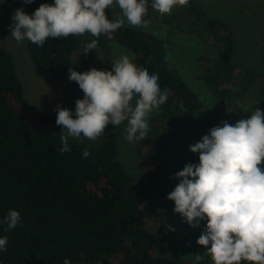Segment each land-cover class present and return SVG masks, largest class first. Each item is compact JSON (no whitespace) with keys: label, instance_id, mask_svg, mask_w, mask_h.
<instances>
[{"label":"trees","instance_id":"obj_1","mask_svg":"<svg viewBox=\"0 0 264 264\" xmlns=\"http://www.w3.org/2000/svg\"><path fill=\"white\" fill-rule=\"evenodd\" d=\"M7 1L32 13L43 3H54ZM183 7L192 18L191 31L207 48L196 77L213 95V109L221 121L234 125L255 108L264 111V64L254 71L237 67L231 60L235 45L229 25L208 15L194 0ZM114 13V7L107 10L110 19ZM170 21L162 23L167 26ZM93 39H98L97 48L84 56V45ZM109 43L131 51L134 63L149 74H158L161 91H168V100L142 139L133 175L126 174L117 160L112 124L98 137L102 140L99 149L69 143L70 151L59 152L60 137L46 129L55 117L26 101L13 57L0 47V238L8 237L7 251H0V264H63L65 257L71 264H183L165 232L156 228L160 212L171 202L168 194L178 182L174 153L190 139L181 121L191 124L203 104L167 67L163 41L124 25L111 38L85 33L49 38L42 47L27 40L26 52L38 70L66 79L69 67L85 70L97 49L104 52L107 62ZM261 58L264 63V43ZM77 87L68 85L66 106ZM209 122L213 128L215 124ZM85 150L90 153L86 159ZM9 210L20 213L21 223L6 232L3 220Z\"/></svg>","mask_w":264,"mask_h":264},{"label":"clouds","instance_id":"obj_2","mask_svg":"<svg viewBox=\"0 0 264 264\" xmlns=\"http://www.w3.org/2000/svg\"><path fill=\"white\" fill-rule=\"evenodd\" d=\"M33 0H24L30 4ZM189 0H152L151 8L162 16ZM114 5L122 16L107 10ZM149 0H54L41 4L32 15L17 8L9 25L19 44L29 40L43 46L49 38L111 34L125 24L147 27ZM98 39L84 45V56L97 48ZM69 80L84 93L72 110L57 105L56 124L63 127L59 152L70 151L69 138L96 140L109 124L127 121L125 139H144L149 131L148 117L168 100L161 91L158 74L138 67L128 55H120L112 69L92 68L78 72L71 67ZM133 101H135L133 103ZM199 142L190 145L199 154L198 164H186L175 174L179 180L167 199L174 201V213L193 228L206 221L196 243L203 246L213 264H264V111L255 108L246 119L234 125L222 121ZM83 158L90 153L85 150ZM8 232L21 223L20 213L9 210L4 217ZM168 230L174 231L170 225ZM8 237L0 238V251H7ZM210 246V247H209ZM203 259L195 254L194 264ZM63 264H71L65 257Z\"/></svg>","mask_w":264,"mask_h":264},{"label":"rangeland","instance_id":"obj_3","mask_svg":"<svg viewBox=\"0 0 264 264\" xmlns=\"http://www.w3.org/2000/svg\"><path fill=\"white\" fill-rule=\"evenodd\" d=\"M208 15L223 19L230 27L234 39V52L232 62L241 69L260 70L262 68V43H264V0H194ZM152 0H149L148 14L144 17L149 21L148 26L133 27L125 20L126 26L140 29L160 38L166 49V63L169 70L184 80L187 85L198 95L203 104V109L194 116L191 124L188 120H182L181 126L187 133V144L176 150L174 159L176 171L179 172L186 164H198L199 154L189 150L190 145L199 142L207 130L211 129L210 122L215 126H222V121L213 109L215 102L208 87L197 79L199 63L203 52L207 49L200 45L197 35L192 32V18L187 14L183 6H175L170 14L161 15L151 8ZM117 15L122 16L121 10L114 5ZM17 9L7 0H0V47L6 49L14 60L15 73L21 85L24 98L40 111L49 114L55 119L46 124V129L57 136L62 134L63 127L56 124L57 105L75 111V101L82 99L84 93L80 88H73L70 101L66 106V91L69 84H77L66 79H55L38 70L30 61L26 52V41L17 43L11 36L9 25L13 23L12 15ZM32 15V12L24 11ZM165 20H171L169 25H165ZM163 22V23H162ZM167 22V21H166ZM195 24V23H194ZM197 31V26L193 25ZM109 60L105 61V54L101 50L96 51L93 62L82 72L95 68L102 70L112 69V63L120 55H128L134 62L131 51L115 44L107 45ZM81 72V73H82ZM77 86V85H76ZM135 101H133L134 103ZM260 110H262L260 108ZM158 110H154L148 117L149 131L151 122L155 118ZM227 118L232 120L231 115ZM233 118H239L233 116ZM188 122V123H187ZM127 121L113 127L117 141V160L121 164L123 171L128 175L135 173V165L138 163V154L142 149V140L129 142L125 139ZM214 126V127H215ZM209 133V132H208ZM147 134V135H148ZM60 137V136H59ZM69 143L84 145L91 149H99L102 140H88L81 136L79 139L69 138ZM179 183V180L177 184ZM167 210L160 212L156 230L165 232L168 242H170L180 253L183 264H194L195 254H201L203 259L199 264H213L206 249L196 243L203 232L206 221H201L200 226L193 228L183 222V217L174 213V201L168 204ZM171 226L174 231L168 230ZM210 247V246H209Z\"/></svg>","mask_w":264,"mask_h":264}]
</instances>
